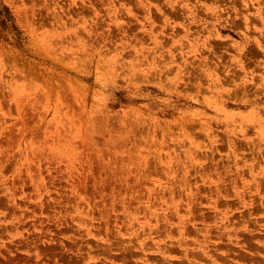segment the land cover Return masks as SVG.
I'll return each mask as SVG.
<instances>
[{
  "label": "rangeland",
  "instance_id": "374dc122",
  "mask_svg": "<svg viewBox=\"0 0 264 264\" xmlns=\"http://www.w3.org/2000/svg\"><path fill=\"white\" fill-rule=\"evenodd\" d=\"M0 1V264H264V0Z\"/></svg>",
  "mask_w": 264,
  "mask_h": 264
},
{
  "label": "trees",
  "instance_id": "16d2710c",
  "mask_svg": "<svg viewBox=\"0 0 264 264\" xmlns=\"http://www.w3.org/2000/svg\"><path fill=\"white\" fill-rule=\"evenodd\" d=\"M15 18L10 10V8L0 1V33L3 31L12 32L15 34L17 40H19L20 32L16 26Z\"/></svg>",
  "mask_w": 264,
  "mask_h": 264
}]
</instances>
